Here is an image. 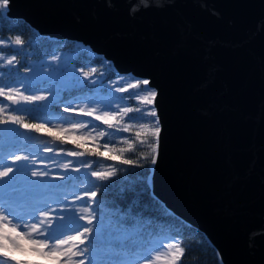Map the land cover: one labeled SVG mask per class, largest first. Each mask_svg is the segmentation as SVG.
<instances>
[{
	"label": "water",
	"instance_id": "water-1",
	"mask_svg": "<svg viewBox=\"0 0 264 264\" xmlns=\"http://www.w3.org/2000/svg\"><path fill=\"white\" fill-rule=\"evenodd\" d=\"M3 15L147 80L152 197L221 264H264V0H10Z\"/></svg>",
	"mask_w": 264,
	"mask_h": 264
},
{
	"label": "trees",
	"instance_id": "trees-1",
	"mask_svg": "<svg viewBox=\"0 0 264 264\" xmlns=\"http://www.w3.org/2000/svg\"><path fill=\"white\" fill-rule=\"evenodd\" d=\"M17 37L23 41L22 45L14 43ZM0 40L6 42L0 44V55L6 59V62L0 61V87L22 85L20 90L24 95H46L52 99L48 109L41 103L32 102L35 106L42 107L43 110L38 108L16 110L5 101V97L0 96V107L3 108L6 104L19 117H22L25 123L44 124L58 136L65 138L54 125L80 123L86 119L82 116L83 114L65 112L64 109L69 108L74 111L85 105L93 104L95 101L99 102L101 96L96 91L99 86L86 83L69 87L62 85L59 80L53 79L33 82L28 80L29 78H24L29 71L40 68L50 59L66 57L70 65L69 69L76 72H81L80 70L83 69V72H87L97 79H101V75H104V82L118 80L117 73L103 58L82 50L81 46L75 43L51 42L46 38H40L24 22L10 21L4 15L0 16ZM13 55L17 57V61L13 65H8L7 58H11ZM108 91L109 88L103 92L107 95ZM124 102L126 105H120L119 109L114 111L119 115L124 113L123 109H133L126 121L136 125L128 133H123L119 129L112 130L105 124L97 123L96 126H88L90 135L98 133L99 144L96 145L85 139L83 135L74 139L75 143L73 140L67 142L65 139L61 142L54 140L47 131L37 133L16 124V129L19 132H30L33 144L46 140L51 141V144H63V146H57V149L81 152L83 160L91 164L89 176H74L73 179L69 178L65 183L67 187L73 182V184L83 187L80 190L85 199L83 205L90 206L95 216L93 224L89 225L93 228V233L87 239L86 245L81 246L88 249L82 259L85 260V264H89V262L91 264H108L109 261L116 259L127 261L136 260L138 257L148 259L155 249H160L161 244L167 246L169 243L179 241L180 246L184 249L179 264H221L215 250L202 233L175 218L163 204L152 197L148 176L152 166L151 157L155 152L149 146L150 140L147 136L133 138L136 132H144L141 125L155 127L156 120L149 115L143 120L138 118L136 109L140 106L132 96L127 102L125 100ZM113 109L110 108V110ZM148 109L150 110V107ZM0 118L7 120L9 117L0 113ZM17 137H20L19 145L12 148L0 146V157H3L5 151L12 156L29 148L24 144L21 145L22 143L27 144L22 140L23 137L20 135ZM140 140H143L144 143L141 144ZM78 144H82L84 147H77ZM105 144L108 145L107 149L104 147ZM130 145L133 147L132 151H119L129 148ZM94 150L106 152L107 155L103 157L98 154L94 155ZM108 155L120 156V160H110L107 158ZM126 158L133 159L136 163L125 165L121 161ZM113 168L116 169L115 175L105 181L97 180L91 176L93 171L106 172ZM90 191H97L96 202L93 205L86 202L87 196L84 195ZM126 233L128 238L122 240ZM111 234H115V236ZM116 239L121 244L127 242V248L115 247L116 243L113 241Z\"/></svg>",
	"mask_w": 264,
	"mask_h": 264
},
{
	"label": "rangeland",
	"instance_id": "rangeland-1",
	"mask_svg": "<svg viewBox=\"0 0 264 264\" xmlns=\"http://www.w3.org/2000/svg\"><path fill=\"white\" fill-rule=\"evenodd\" d=\"M0 61L6 62V59H0ZM69 66L70 65L66 57L50 59L46 61L40 68L29 71V73L24 77L25 79L29 78L28 80H31L33 82L43 79H53L55 81L59 80L62 85L69 87L84 85L86 83L99 86L96 88V91L101 96L99 102L95 101L93 104L85 105L79 110L73 111L72 109H70L69 111L70 113L73 112L78 115L83 114L82 116L86 119H84L80 123H73L84 124L85 126L83 128L71 129L72 124L54 125L58 130H60L61 128L70 129L68 132L60 130L65 136V140L67 142L79 138V136L83 135L85 139L90 140V142L94 145L99 144L98 133H93V135H90V131L87 128L88 126L92 125L96 126L97 123L104 124L102 120H97L96 116L103 115L105 112H112L116 114L117 117L116 120L112 121L111 127L108 124L105 125H107L112 130L119 129L123 133H128L131 128L136 125L133 123H128L126 121L130 112H124L125 114L122 113L117 115V112L114 110H118L120 105L125 104L124 100L127 102V100H129V97L131 96L133 97L134 101L139 103L138 105L140 107H138L137 109H139L140 111H137L136 109V113L138 115V118H140L141 120L148 116V112L153 110L152 104H145L140 99L141 96L146 95L147 91H149L145 88L143 81L135 79L132 76H126L118 77V80L115 82H104V75H101V79L94 78L91 76V74H89L88 77H85L81 72H76L75 70L69 69ZM15 88H18L20 90L22 89V85ZM107 88H109V91L107 95H105L103 91ZM108 95L109 97H107ZM112 97H114V99H112ZM36 102L41 103L43 106H45V108L48 109L52 103V99L48 97V99L45 101ZM148 107H150V110L148 109ZM3 108L5 109V111L1 114L6 115L7 117L13 115L18 116L16 112L12 111L10 106H7L5 104ZM110 108L114 109L110 110ZM89 111L92 112V115L85 114ZM141 113H144V115H141ZM153 118L156 120L155 117ZM8 123L11 124L10 121ZM5 124H0V146L12 148L17 144L19 145L21 141L19 139L20 137L17 136L20 135L21 137H23L22 140L27 142V144L22 143L21 145L24 144V146H27L29 148L20 153H15L12 156L8 155V153H6L5 151L3 157H0V167L7 164L13 166L14 168L21 169L20 172L12 174L18 177L17 181H14V183L16 184L15 190H12L5 182H0V206L11 207L18 216L25 217L26 219L19 221L21 225L36 224L39 222V220L45 219L44 217L39 216V210L44 209L49 212L53 228H55L59 223L58 217H64V221L67 224V227L64 229L66 235L75 234L74 230L81 229V226H89L87 225L86 220L78 219L80 216L88 215L87 213L80 212L81 208H86V205L82 206L85 199L84 196H82V194L80 193V190L83 187H80L79 184H73L74 182L72 183V185L67 187L65 183L68 182L69 178L73 179L74 176H89L91 164L83 160V155L70 156L67 155L68 151L64 149H57V146H63V144H51L52 142L49 140L43 141L42 143L33 144L30 132H19L18 129L9 131L5 128ZM123 129H127V131H124ZM76 135L78 136L76 137ZM48 147L53 148V151H44V149ZM15 155L30 156L31 159L29 161H19L16 162V164H13L12 157ZM32 160H34L35 163H32ZM65 164L69 165L67 169L63 167V165ZM76 169H79V171H77ZM31 171L47 172L48 175L45 177H31L28 174ZM60 177H64V179H60ZM7 179L8 178H6V180ZM77 197L80 198L77 199ZM86 202H88L89 205H93L95 204L96 200L93 203L89 199V197H87ZM92 215H94L93 212ZM16 222V220L13 221V223ZM18 230L23 231L24 229L21 228ZM45 231L46 226L41 225V233ZM111 235L115 236V234ZM39 238L42 239L43 236L41 235ZM127 238L128 234L126 233L125 235H123L122 240H125ZM113 242L116 243L118 242V240L116 239ZM156 246H159V244H156ZM26 247L30 248V246L28 245H26ZM157 249H155L150 256L154 257L159 255L162 257V259L158 262V264H168V261L172 259V257H170L168 252L164 251L163 249L156 251ZM14 255H16L17 259L19 260L32 261L34 262V264H55L54 261L45 259L35 254L31 250L25 253L17 252L14 253ZM181 257L182 255L179 256L176 264H179ZM126 262L127 264H148V259L138 257L136 260L130 259Z\"/></svg>",
	"mask_w": 264,
	"mask_h": 264
},
{
	"label": "snow or ice",
	"instance_id": "snow-or-ice-1",
	"mask_svg": "<svg viewBox=\"0 0 264 264\" xmlns=\"http://www.w3.org/2000/svg\"><path fill=\"white\" fill-rule=\"evenodd\" d=\"M10 0H0V16H2L9 7ZM135 9V6L133 8ZM4 40H0V44H5ZM16 45H22L23 41L17 37L14 41ZM0 59H5L3 56H0ZM17 61V57L15 55L11 56V58H7V64L13 65L14 62ZM81 73L88 77L89 73L83 72V69L80 70ZM93 71H95L93 69ZM78 81V80H77ZM149 82L147 80L143 81L144 85H147ZM123 90V89H122ZM157 93L155 91H147V94L141 96L140 99L148 105H151L153 99L156 97ZM0 96L5 97L7 100L12 101L14 104H20L23 102H36V101H45L48 99L45 95H24L18 88L15 87H0ZM5 111L4 108L0 107V113ZM65 112L70 111L69 108L64 109ZM124 112H131L133 109H124ZM137 111H140L137 109ZM86 115H92V112H86ZM144 115V113H141ZM152 117H156V112L154 110L147 113ZM116 114L112 112H105L103 115L96 116L97 120H102L104 124H108L110 127L112 126V121L116 120ZM12 124H17L27 130H32L37 133H41L47 131V133L53 136L54 140L61 141L65 139L64 137L56 135L51 128H47L44 124H33V123H25L22 117L18 116H10L7 120L0 118V124H5L8 122ZM156 126L150 127L149 125H141V128L144 129V132H136L135 137L133 139L140 138L142 135L147 136L150 140L149 146L153 148V152H155V146L158 144V138L160 133L159 121L158 118L155 121ZM84 124H72L71 129L83 128ZM61 131L68 132L70 129L61 128ZM127 131V129H123ZM104 135V133H101ZM155 138V139H152ZM75 143V140H73ZM140 143L143 144L144 141L140 140ZM77 147H84L82 144H78ZM104 147L107 149L108 145L105 144ZM133 147L130 145L129 148L120 149L119 151H132ZM44 151L52 152L53 148L48 147L45 148ZM112 151V149H109ZM93 154H98L99 156H106V152H97L93 151ZM67 155L70 156H81L83 153L76 151H68ZM108 159L110 160H120V156L117 155H108ZM30 156H22L15 155L12 157V163L16 164L19 161H29ZM35 163L34 160L31 161ZM125 165H133L136 163L133 159H123L121 161ZM151 162L154 164L156 162L155 155L151 157ZM65 169L69 167L68 164L63 165ZM79 171V169H76ZM20 168H14L10 165H3L0 167V182H5L12 190L16 189V184L14 181H17L18 177L12 175L13 173L20 172ZM116 173V169L113 168L110 171H93L91 176L95 177L97 180L105 181L110 177L114 176ZM31 177H45L48 175L47 172L40 171H31L28 173ZM6 178H8L6 180ZM60 179H64V177H60ZM4 185V184H3ZM89 197V199L94 203L95 197L97 196V191H90L84 194ZM80 197H77L79 199ZM80 212L87 213L88 215L80 216L78 219H84L87 221V225H92L95 216L92 215V208L86 207L81 208ZM39 216L44 217L45 219L39 220L36 224H25L21 225L19 223L20 220L26 219L23 216H18L16 212L7 206H0V264H34L32 261H22L17 259V256L14 253H25L29 250L33 251L35 254L55 262V264H85V260L82 257L88 252L87 247H81L82 245H86L87 239L91 237L93 233V228L89 226H81V229L74 230L75 234L66 235L64 229L67 227V224L64 221V217H58L59 223L55 228L52 227L51 218L49 216V212L40 209ZM16 220V223L13 221ZM41 225L46 226V231L41 233ZM23 228V231H19L18 229ZM43 238H39L40 236ZM63 237V238H61ZM26 245L30 246L26 247ZM115 247L117 248H127V242L121 244L120 242H116ZM160 249L168 252L169 256L172 257L168 261V264H176L179 256L183 255L184 249L180 246V242L176 241L175 243H169L167 246L164 244L160 245ZM157 249L156 251H159ZM63 258V259H62ZM162 259L161 256H149L148 264H158V262ZM91 264V262H89ZM108 264H127V262L123 259H116L115 261H109Z\"/></svg>",
	"mask_w": 264,
	"mask_h": 264
}]
</instances>
